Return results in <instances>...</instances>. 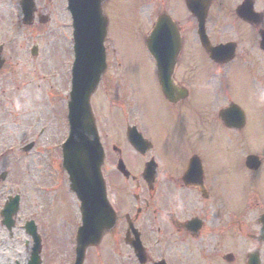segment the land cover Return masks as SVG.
Here are the masks:
<instances>
[{"label":"flooded vegetation","instance_id":"1","mask_svg":"<svg viewBox=\"0 0 264 264\" xmlns=\"http://www.w3.org/2000/svg\"><path fill=\"white\" fill-rule=\"evenodd\" d=\"M32 1L27 27L36 30L49 22L42 13L55 0ZM192 1L195 13L185 0H147V29L133 30L130 40L146 55V71H136L134 59H109L106 47L105 94L118 89L126 70L136 80L145 75L151 118L123 120L120 134L99 135L108 208L85 217L99 222L111 215L113 225L86 248L82 264H139L132 243H139L144 264H246L250 252L264 264L258 223L264 215V0ZM15 3L20 13V0ZM130 128L145 141L143 151L127 144ZM68 193L75 221L66 264H73L81 214ZM36 217L0 218V264H54ZM195 249L199 262L186 261Z\"/></svg>","mask_w":264,"mask_h":264},{"label":"rangeland","instance_id":"2","mask_svg":"<svg viewBox=\"0 0 264 264\" xmlns=\"http://www.w3.org/2000/svg\"><path fill=\"white\" fill-rule=\"evenodd\" d=\"M64 6V0H55L51 12L45 8L42 14H50V20L35 30L21 24L15 0H0V175L4 173L0 179V203L17 195L18 216L37 214L36 222L51 243L54 264H66L68 232L75 221L73 201L60 170V145L67 134L66 95L72 44L70 19L61 9ZM103 11L108 19V58H115V62L119 58L124 62V57L134 59L135 70L146 71V55L140 44L130 41V27L137 18L136 28H141L136 30H143V34L147 29L146 0H108ZM31 46L38 49L34 58L28 53ZM144 77L140 74L136 80L126 70L117 79L118 89L106 91L107 95L103 86H98L90 105L100 137L118 134L123 120L151 118L146 114L151 91ZM113 91L118 94L114 100L108 97ZM27 144L32 145L25 152ZM239 182L236 176L234 189ZM24 206L28 207L26 212ZM196 251L193 255L187 252L186 261L194 263L197 259L198 263Z\"/></svg>","mask_w":264,"mask_h":264},{"label":"water","instance_id":"3","mask_svg":"<svg viewBox=\"0 0 264 264\" xmlns=\"http://www.w3.org/2000/svg\"><path fill=\"white\" fill-rule=\"evenodd\" d=\"M104 1L67 0V10L71 15L73 27L74 73L68 103L69 134L61 149L62 168L67 172L71 189L74 191H82L89 184L91 188L101 185V152L88 99L103 71L102 44L106 33V19L102 15L101 5ZM26 7L31 9L29 0ZM194 8L192 7V10ZM128 140L133 142L132 135L128 136ZM30 147L31 144L25 146L24 151ZM16 200L17 198H14L8 203L3 212L4 218L10 217L13 213L11 211L16 209ZM91 241L93 239L86 243Z\"/></svg>","mask_w":264,"mask_h":264}]
</instances>
